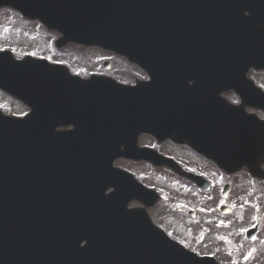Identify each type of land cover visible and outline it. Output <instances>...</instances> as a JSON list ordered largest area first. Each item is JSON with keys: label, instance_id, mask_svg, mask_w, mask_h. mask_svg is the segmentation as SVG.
Here are the masks:
<instances>
[{"label": "water", "instance_id": "obj_1", "mask_svg": "<svg viewBox=\"0 0 264 264\" xmlns=\"http://www.w3.org/2000/svg\"><path fill=\"white\" fill-rule=\"evenodd\" d=\"M125 1L33 0L31 7L10 0L7 5L26 6L29 17L61 32L62 41L93 43L157 71L174 72L179 63L175 56L194 53L190 41L221 47L242 70L255 63L252 32L262 34L264 26L254 22L257 29L252 30V0L247 6L245 0H220L214 5L225 10L192 18L183 8L181 20L174 11L162 10L172 7V0H130L139 12ZM182 63L184 72H195L190 62ZM54 68L0 54V88L31 109L22 118L0 113V264H217L170 239L145 208H127L133 198L153 203L140 197L144 187L126 181L127 175L112 167L135 144L133 139L123 141L117 131L133 121V111L128 114L133 97L125 98L117 86L108 85L93 95V112L61 134L52 121L51 103L44 102L53 92L45 89V80L53 83ZM255 132L252 152L257 158L264 132ZM242 141L248 147L249 135ZM108 188L112 190L106 193Z\"/></svg>", "mask_w": 264, "mask_h": 264}, {"label": "flooded vegetation", "instance_id": "obj_2", "mask_svg": "<svg viewBox=\"0 0 264 264\" xmlns=\"http://www.w3.org/2000/svg\"><path fill=\"white\" fill-rule=\"evenodd\" d=\"M2 13L9 14L8 17H12L27 29L18 30L17 26L5 22L1 17L0 40L3 42L11 40L19 46H22L26 40H32L33 34L30 28L38 23L23 19L16 11L7 7H0V14ZM38 26L41 28L40 25ZM41 30L47 33L43 28ZM34 36L41 37V35ZM10 46L0 45V49H8ZM22 53L14 54L17 56ZM209 57L205 56V59ZM126 64L129 69H124L126 67L120 64L118 69L110 67L106 71L92 70L87 73L72 71V73L81 78H88L92 74L105 75L124 84H135L148 78L144 70ZM209 74L213 76V72ZM246 75L249 79L245 82L247 88L253 80L254 84L264 91V70L252 69ZM191 83L196 84L194 81ZM215 83L216 81L209 79L202 81V88L190 87L186 94L180 91L184 95L180 96L179 100L183 98L187 100L186 110L175 115L185 118L175 120L173 125L177 133H184L190 144H178L170 139L157 142V139L149 134L139 136L141 146L152 148L171 158L177 166H159L153 169L158 168L171 173L168 197L161 200H168L172 204L167 208L160 206V210L164 214L169 213L171 219H175L179 233L171 229L173 225L166 229L163 222H155L172 238L199 255L213 256L223 263L264 264V161L259 165L252 163V151H250V168L235 166L229 159L231 152H226L225 143H221L220 140H224L234 131L240 132L241 127L237 126L236 130L229 126L224 127L222 124L230 120H224L225 113L219 110L225 107V104L220 106L221 101L238 105L249 100V105L244 104V110L264 123V93L254 89L251 97H241L237 90L224 87L221 90L219 85L215 86ZM226 118L234 119L240 125V120L232 118L230 114H227ZM232 155L235 156V153ZM262 155L264 156V152ZM213 156L223 157L224 163L215 161ZM118 161L146 164L132 160ZM174 195L177 199L173 198ZM182 195H186L187 199L178 198ZM150 215L152 217L151 213ZM152 219L154 220L153 217ZM178 235L184 240L178 238ZM219 250L225 255L220 254Z\"/></svg>", "mask_w": 264, "mask_h": 264}, {"label": "rangeland", "instance_id": "obj_3", "mask_svg": "<svg viewBox=\"0 0 264 264\" xmlns=\"http://www.w3.org/2000/svg\"><path fill=\"white\" fill-rule=\"evenodd\" d=\"M2 15V16H1ZM9 14H0V18L3 17V19L5 20V22H9L14 26H17V29H22L24 30L27 29L26 26L24 25H19V23H17L12 17H8ZM23 27V28H22ZM30 32H32L33 34V38L31 41H24L22 46H19L14 44L11 40H8L6 42H3L2 40H0V45H5V44H9L14 46L15 48L18 47V49H16V51L19 50H23V51H28V52H36V54H44L45 52V47L47 45V42L49 43V41H51L52 35L49 33H45L41 30V28H39L38 25L33 24L30 28ZM34 35H41L40 38L35 37ZM31 38V37H30ZM47 40V42H45ZM32 45V47H31ZM36 48V49H34ZM67 51L66 53H61V58L63 61H65V63L70 66V68L73 71H80V72H91L92 70L98 71L99 69H101V60L102 57L105 56L104 53H102V51L100 50H94V49H85V50H81L80 48H78L77 46H70L67 47ZM32 52V53H33ZM47 55V54H46ZM84 55V56H83ZM83 56V57H82ZM110 60H112L113 65H117L120 67V64L122 65V67H127V65H123L120 61L117 62L115 61V59L111 58ZM112 65V63H111ZM112 67V66H111ZM0 101H3L2 104L4 105H11V103L8 101L7 98L0 96ZM20 110V108H18ZM116 165L121 166L127 170H129L130 172H132L134 174L135 177L138 178V180H140L142 183H144L146 186L152 187L150 185L155 186V189H157L159 192L163 191L164 189H162V187L160 186L161 184L159 183H163V178H167L168 175H170L171 173L168 172L167 170H161L156 168L157 171H150V167L147 166V164H132L129 162H121V161H117L115 162ZM152 169V168H151ZM162 176V177H159ZM157 187V188H156ZM173 198L177 197L174 195ZM178 198L181 199H187L186 195H182V196H178ZM190 200V199H189ZM172 202H168V200L165 201H158V205H155L151 210L150 213L152 214V217L154 218V221L161 223H164V227L166 229H168V227H171L173 225V230H175V232L178 234L179 233V228L178 226H176V222L175 219L170 217L169 213L164 214L161 210H160V206L167 208L168 205H171ZM183 219V218H182ZM167 226V227H166ZM178 238L182 239L181 235H178ZM220 254L225 255L223 251L219 250Z\"/></svg>", "mask_w": 264, "mask_h": 264}]
</instances>
